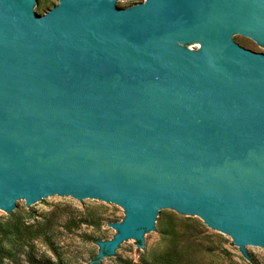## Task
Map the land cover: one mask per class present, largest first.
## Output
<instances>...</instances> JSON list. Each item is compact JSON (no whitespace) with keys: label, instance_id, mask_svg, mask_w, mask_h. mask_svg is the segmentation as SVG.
<instances>
[{"label":"water","instance_id":"water-1","mask_svg":"<svg viewBox=\"0 0 264 264\" xmlns=\"http://www.w3.org/2000/svg\"><path fill=\"white\" fill-rule=\"evenodd\" d=\"M43 8L0 0V215L120 208L100 264L148 252L164 213L199 218L262 264L264 0Z\"/></svg>","mask_w":264,"mask_h":264},{"label":"rangeland","instance_id":"rangeland-1","mask_svg":"<svg viewBox=\"0 0 264 264\" xmlns=\"http://www.w3.org/2000/svg\"><path fill=\"white\" fill-rule=\"evenodd\" d=\"M58 2L45 0L37 12L44 15ZM124 218V210L100 201L26 204L18 215H0V264H100L99 243L113 240ZM159 225L148 252L131 244L106 264H253L231 237L199 218L164 213ZM250 252L264 264V252Z\"/></svg>","mask_w":264,"mask_h":264}]
</instances>
